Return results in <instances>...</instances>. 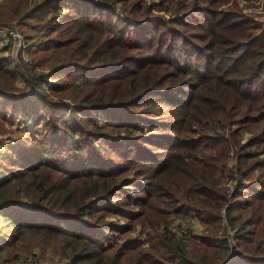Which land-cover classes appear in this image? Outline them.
<instances>
[{
  "label": "trees",
  "instance_id": "trees-1",
  "mask_svg": "<svg viewBox=\"0 0 264 264\" xmlns=\"http://www.w3.org/2000/svg\"><path fill=\"white\" fill-rule=\"evenodd\" d=\"M1 1L0 264H264L257 24L231 0ZM6 109L45 136L7 147Z\"/></svg>",
  "mask_w": 264,
  "mask_h": 264
},
{
  "label": "rangeland",
  "instance_id": "rangeland-1",
  "mask_svg": "<svg viewBox=\"0 0 264 264\" xmlns=\"http://www.w3.org/2000/svg\"><path fill=\"white\" fill-rule=\"evenodd\" d=\"M1 2L2 1L0 0V3ZM232 5H235L237 9L240 11V13L244 15V17L252 19L257 24V26L260 28V30L264 32V0H259V1L231 0V3L221 8V10H226ZM7 33L8 31L0 30V46L8 42L6 38ZM14 36H17V35L14 34ZM12 43H14V41ZM19 54H20V47L17 49L16 43H15L12 47V52L10 54L14 65H18L20 59L24 61L28 59V56L26 54L25 55L21 54V57L19 56ZM80 73L81 72H78V74ZM20 84H21L20 88L23 87V83H20ZM2 102H3L2 99H0V108H2L1 107ZM2 111H4V113L6 112L7 115L4 114L6 117H9L8 122L2 125L4 126V129H7V131L11 133L9 135L8 134L1 135V137L4 138L5 140L3 144L7 145V147L11 148L12 150L17 149L18 144L16 141L20 138V136L27 135L30 138H33L34 135H37L40 138L42 136H45L46 134L45 128L41 125V121L39 119V117L42 116L43 114L42 110L37 109L35 110V112H32L31 114L32 116H30L29 119L27 118L24 119L19 116H11L7 112L8 109H6V111L5 110H2ZM99 118L103 119V116L100 115ZM23 122H28V123L23 125L22 124ZM22 129H25V130L28 129V131L26 132L25 130H22ZM19 130L22 131V133L19 132ZM97 147L101 148V150H103L104 148L103 145H101L100 143L97 145ZM130 180H131V183L134 182L133 178H131ZM130 190L131 192H133L134 189H130ZM192 226H195V224H192ZM186 227L187 225L184 224L183 228H186ZM198 231H199V225L195 226L192 229V233H197ZM49 258H51V256H49ZM42 261L44 264L47 263L46 260H42Z\"/></svg>",
  "mask_w": 264,
  "mask_h": 264
},
{
  "label": "built area",
  "instance_id": "built-area-1",
  "mask_svg": "<svg viewBox=\"0 0 264 264\" xmlns=\"http://www.w3.org/2000/svg\"><path fill=\"white\" fill-rule=\"evenodd\" d=\"M14 30V29H13ZM15 31V32H14ZM12 33V36H13V38H14V44L16 43V47H17V49L20 47V45H21V37H20V35L17 33V31L16 30H14ZM14 34H16L17 36H14Z\"/></svg>",
  "mask_w": 264,
  "mask_h": 264
}]
</instances>
